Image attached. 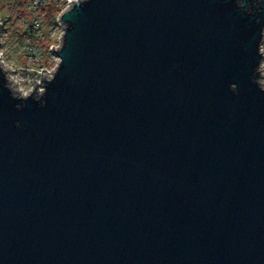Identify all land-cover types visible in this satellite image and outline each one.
I'll list each match as a JSON object with an SVG mask.
<instances>
[{
    "label": "water",
    "instance_id": "obj_1",
    "mask_svg": "<svg viewBox=\"0 0 264 264\" xmlns=\"http://www.w3.org/2000/svg\"><path fill=\"white\" fill-rule=\"evenodd\" d=\"M58 20L33 90L0 56V264H264V0Z\"/></svg>",
    "mask_w": 264,
    "mask_h": 264
},
{
    "label": "rangeland",
    "instance_id": "obj_2",
    "mask_svg": "<svg viewBox=\"0 0 264 264\" xmlns=\"http://www.w3.org/2000/svg\"><path fill=\"white\" fill-rule=\"evenodd\" d=\"M28 2L29 0H0V11L5 14L7 20L4 22L5 29L2 36H0V53H2L3 65L10 73V79L14 87L25 91V93L33 90L34 85L29 81V74L31 71H35L38 68L39 63H37L36 60L41 61L40 64L50 69L56 67L58 57L52 48L59 45L63 32V27L59 24L57 19L49 22V25L44 26L40 34L43 36L44 34H48L47 41H50L49 43L52 42V44L49 49L41 50L42 55L40 58H31L26 49L21 46L20 40L21 35L25 33L23 22L33 19L32 12L27 9ZM47 10L48 8L43 7L37 12V14L39 13L38 16L40 20L43 18L41 15H45L46 18ZM40 13L43 14L40 15ZM40 44L41 41L39 40V46L42 49L43 47ZM48 50L54 53H50ZM260 69L262 73H264V59L261 62Z\"/></svg>",
    "mask_w": 264,
    "mask_h": 264
},
{
    "label": "built area",
    "instance_id": "obj_3",
    "mask_svg": "<svg viewBox=\"0 0 264 264\" xmlns=\"http://www.w3.org/2000/svg\"><path fill=\"white\" fill-rule=\"evenodd\" d=\"M73 0H29L28 4H27V9L29 11L32 12L33 14V19L29 20L30 22H28L29 24H27L26 22L23 23V25L26 28H30L31 31H33L34 33L37 32L38 30V26L40 25V20H39V13L37 14V12L41 9V8H45L47 5H55L58 7H61V11L59 12V15L62 11L66 10L67 8H69V6L72 4ZM58 15V17H59ZM57 17V20H58ZM59 22V20H58ZM60 24V22H59ZM61 25V24H60ZM62 26V25H61ZM28 44L23 47L26 49V51L28 52L29 56L32 58H40L41 51L39 50V48L37 46H35L36 44L31 43V39H28ZM263 43L261 44V51L263 52ZM56 48V47H54ZM54 48H52V50L54 51ZM0 56L2 57V53H0ZM37 63H39L38 68L35 71H31L29 76V81L32 82V84L34 85V80H33V72L39 73V74H45L48 73V76L50 77L54 71L55 68H49L47 66H43L42 64H40L41 61L36 60ZM2 64H3V59H2ZM44 69V70H42ZM8 78L10 79V73L6 70ZM13 84V82H12ZM262 87L264 88V84H262ZM13 88L20 92L21 94H26L25 91L19 90L17 87H14L13 84ZM43 90V86L39 87V91ZM28 93V92H27Z\"/></svg>",
    "mask_w": 264,
    "mask_h": 264
},
{
    "label": "trees",
    "instance_id": "obj_4",
    "mask_svg": "<svg viewBox=\"0 0 264 264\" xmlns=\"http://www.w3.org/2000/svg\"><path fill=\"white\" fill-rule=\"evenodd\" d=\"M45 8H48L47 12L45 11L46 12V18H45V15H41L43 13H40V15L43 18H42V20H40V18H39L40 25L38 26L37 32L34 33L33 31L30 30V28H26L24 26L23 29H24L25 33L22 34L21 38H20L22 47H25L29 43L28 39H31V43L36 44L35 46H37L40 51L44 50V49L47 50V49L50 48L52 42L49 43L50 41L49 42L47 41V37H48L47 35L48 34H44V32H43V34H44V36H43V35L40 34V32L44 29V26L49 25V22L55 21L57 19L56 17L58 16V14H59V12L61 11L62 8L58 7V6H55V5H47ZM5 21H7L6 17H5V14L0 11V36H2V33H3L4 29H5V27H4V22ZM24 22L29 24L28 22H30V21L25 20ZM39 40L41 41L40 45L43 47L42 49L39 46ZM48 51L50 53H54L51 50H48Z\"/></svg>",
    "mask_w": 264,
    "mask_h": 264
},
{
    "label": "bare ground",
    "instance_id": "obj_5",
    "mask_svg": "<svg viewBox=\"0 0 264 264\" xmlns=\"http://www.w3.org/2000/svg\"><path fill=\"white\" fill-rule=\"evenodd\" d=\"M57 18V17H56Z\"/></svg>",
    "mask_w": 264,
    "mask_h": 264
}]
</instances>
